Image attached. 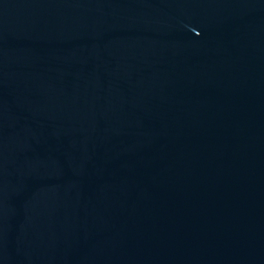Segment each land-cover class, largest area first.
<instances>
[{"label":"water","instance_id":"water-1","mask_svg":"<svg viewBox=\"0 0 264 264\" xmlns=\"http://www.w3.org/2000/svg\"><path fill=\"white\" fill-rule=\"evenodd\" d=\"M0 264H264V0H0Z\"/></svg>","mask_w":264,"mask_h":264}]
</instances>
